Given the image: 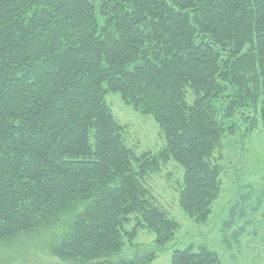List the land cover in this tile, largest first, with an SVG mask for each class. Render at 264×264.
<instances>
[{
  "label": "trees",
  "instance_id": "trees-1",
  "mask_svg": "<svg viewBox=\"0 0 264 264\" xmlns=\"http://www.w3.org/2000/svg\"><path fill=\"white\" fill-rule=\"evenodd\" d=\"M109 92L154 117L162 150L127 144ZM245 124L264 130V0H0V245L57 226L64 261L149 264L180 227L146 176L180 165L178 204L207 223L215 154ZM170 262L223 264L207 245Z\"/></svg>",
  "mask_w": 264,
  "mask_h": 264
},
{
  "label": "rangeland",
  "instance_id": "rangeland-1",
  "mask_svg": "<svg viewBox=\"0 0 264 264\" xmlns=\"http://www.w3.org/2000/svg\"><path fill=\"white\" fill-rule=\"evenodd\" d=\"M99 22L103 19L99 15ZM107 102L113 114L125 127L127 144L138 153H156L165 147L163 132L153 116L142 115L125 104L120 94L109 92ZM246 124L233 138L224 140L223 149L215 157L224 168L223 186L214 200L212 212L204 224L192 221L178 204L183 168L174 161L162 164L146 176L145 182L160 205L178 223L174 240L160 250L149 264H171L174 248L207 245L218 253L223 264H264V130L262 127L246 135ZM245 134V137L243 135ZM59 228L24 236L11 245H0V264H79L64 261L49 251ZM135 242L151 249L154 234L140 230ZM121 256L135 253L126 244Z\"/></svg>",
  "mask_w": 264,
  "mask_h": 264
}]
</instances>
